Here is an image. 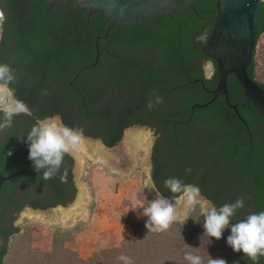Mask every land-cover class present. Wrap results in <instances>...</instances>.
<instances>
[{"label":"trees","instance_id":"obj_1","mask_svg":"<svg viewBox=\"0 0 264 264\" xmlns=\"http://www.w3.org/2000/svg\"><path fill=\"white\" fill-rule=\"evenodd\" d=\"M195 6L201 16L215 13L210 0H199ZM0 10L5 16L0 63H9L16 72L17 80L10 87L31 112L15 116L12 126L0 132L2 173L21 171L4 182L1 190L0 264H6L9 252H18L32 241L31 235L19 233L15 225L19 212L26 207L66 206L76 196L70 154L65 155L57 176L47 181L28 158L29 147L24 142L28 131L37 121L56 116L67 126L82 128L85 136L101 138L108 147L117 145L133 125L150 127L159 134L151 178L163 196L176 199L182 195L172 193L164 183L178 177L198 185L201 196L216 207L242 197L244 206L232 223L264 211V116L243 98L244 90L235 82L228 84V99L240 104L248 125L228 106L225 96L193 108L195 103L209 101L212 95L206 88L217 84L216 63L206 77L203 69L210 58L201 52L213 20L179 9L147 22L113 27L99 40V60L93 66L96 39L108 28L105 12L91 14L74 4L51 8L45 0H0ZM263 33L264 5L257 42ZM257 51L256 46L248 71L264 88V79L257 75ZM196 79L204 80L206 88ZM153 89L163 103L150 109ZM189 168L191 172L186 171ZM62 175L66 180H61ZM195 209L187 223L170 226V236L149 232L145 227L148 218L130 220L125 214L122 222L130 226L132 235L120 245L95 251L86 260L76 255L71 264H122L117 259L121 254L132 257L134 264H188L183 258L188 250L200 254L205 264L209 256L225 259L227 264H264V256L253 262L242 250L236 252L228 245L230 227L219 240L211 237L209 242L204 216L199 207ZM54 238L61 240L54 250L43 249L41 257L32 255L27 264H66L60 253L73 236L57 232Z\"/></svg>","mask_w":264,"mask_h":264},{"label":"rangeland","instance_id":"obj_2","mask_svg":"<svg viewBox=\"0 0 264 264\" xmlns=\"http://www.w3.org/2000/svg\"><path fill=\"white\" fill-rule=\"evenodd\" d=\"M256 46L257 75L264 79V33ZM156 138L151 128L130 127L114 146V149L117 148L114 152L106 150L98 139L90 141L83 135L81 143L70 153L74 158L73 172L77 186L73 202L44 211L26 207L19 212L15 225L20 227L19 233L31 235L32 241L18 252H9L6 264H27L32 255L41 257L43 249H55V243L59 245L61 241L54 238L57 232L73 236L66 240V248L60 253V259L66 260V264H71L76 255L77 259L86 260L95 251L120 245L132 235L130 226L122 222L123 216L127 214L125 219L130 220L147 218L142 215V208L132 210L131 207L141 201L147 206L156 196L157 188L151 178V155ZM119 152L127 154V163L117 164L115 157ZM170 200L176 204V222L187 223L196 207L186 208L182 195ZM186 216L189 217L183 223ZM162 233L170 236V228ZM14 236L11 237L12 244ZM180 247L176 249L183 250ZM28 250L30 254H27Z\"/></svg>","mask_w":264,"mask_h":264},{"label":"clouds","instance_id":"obj_3","mask_svg":"<svg viewBox=\"0 0 264 264\" xmlns=\"http://www.w3.org/2000/svg\"><path fill=\"white\" fill-rule=\"evenodd\" d=\"M4 20V13L0 10V39L3 38ZM16 80L17 74L11 65L0 63V113H2L0 132L12 126L15 116L31 114L28 105L23 100L16 98L14 89L10 87ZM43 94L46 95V91ZM152 97L147 105L150 109L163 103V98L156 93L155 89H153ZM18 138L23 140V136ZM82 139V128L67 126L59 116H56L37 121L28 131L24 142L28 144V158L33 162L34 170L42 173L43 179L47 181L57 176L65 155L70 154ZM186 171L191 172V169H186ZM61 180H66V175H62ZM164 183L172 193L182 194L186 208L199 207L200 215L204 216V235L209 237V242L211 237L219 240L224 230L230 227L231 232L227 237V243L234 251L242 250L253 262H258L259 258L264 256V211L251 213L244 219L232 223L237 210L244 206L242 197H238L232 203L216 207L211 201L201 197L198 185L186 184L178 177H169ZM155 192V198L149 201L147 206L141 201L131 209H143L142 215L148 218L145 227L149 232L167 231L177 221L176 204L157 190ZM188 217L184 218L183 223ZM194 219L199 222V218ZM183 258L188 264H205L204 258L200 254L190 250L184 252ZM117 259L122 264H134L132 257L128 255L121 254ZM207 264H227V261L222 258L213 259L209 256Z\"/></svg>","mask_w":264,"mask_h":264},{"label":"water","instance_id":"obj_4","mask_svg":"<svg viewBox=\"0 0 264 264\" xmlns=\"http://www.w3.org/2000/svg\"><path fill=\"white\" fill-rule=\"evenodd\" d=\"M45 1L50 7L55 8L65 4H74L76 7L87 8L91 14L106 13L108 28L104 36H99L96 39V57L95 62L92 63L93 66L99 60V40L107 37L109 30L113 27L147 22L158 14L169 13L179 9H190L198 17L213 19V28L206 40V44L202 47V53L216 63L217 84L215 88L207 89L204 80L196 79L195 81H200L203 87L212 95V98L205 103H195L193 108L205 107L218 96H225L228 106L235 111L238 118L244 124L248 125L245 117L239 111L240 104L231 103L228 99V84L235 82L243 88V98L251 102L256 110L264 116V88L250 76L248 71L257 44V30L264 0H213L216 4V14L212 16H201L197 12L195 3L198 0ZM209 64L211 65L210 62L205 64L207 75L211 71V66H208ZM89 140L91 141L92 138H89ZM99 141L101 144V140ZM103 146L106 150L112 149L114 152H117V148ZM152 148L154 149V146ZM20 174L21 171L4 175L0 169V196L4 182Z\"/></svg>","mask_w":264,"mask_h":264},{"label":"flooded vegetation","instance_id":"obj_5","mask_svg":"<svg viewBox=\"0 0 264 264\" xmlns=\"http://www.w3.org/2000/svg\"><path fill=\"white\" fill-rule=\"evenodd\" d=\"M199 1V0H198ZM210 1H212V2H214V6H215V13H213V14H211V15H208V16H212V15H215L216 14V4H215V1H213V0H210ZM196 4V3H195ZM52 8V7H51ZM55 8V7H54ZM206 19H211V18H206ZM211 20H213V19H211ZM213 23H214V20H213ZM212 23V24H213ZM212 28H213V25H212ZM212 31V30H211ZM211 33V32H210ZM210 33L208 34V36L210 35ZM204 35H205V33L204 34H202L201 35V37H203L204 38ZM208 36H206V38H205V43H204V45L206 44V40H207V38H208ZM202 38V39H203ZM2 41V39H0V42ZM203 45V46H204ZM202 46V47H203ZM201 52H202V48H201ZM203 54V53H202ZM207 62L209 63H211V73H210V75L213 73V71H214V68H215V62H214V60H212L211 58L209 59V60H207ZM206 62V63H207ZM205 63V64H206ZM204 74H205V76L206 77H209L208 75H207V73H206V67H205V65H204ZM135 126H142V125H133V126H131V127H135ZM142 127H147V126H142ZM130 128V127H129ZM147 128H150V127H147ZM153 130V129H152ZM153 132H154V130H153ZM154 134L157 136V138H156V140H155V143H154V147H155V145H156V142H157V140H158V137H159V134H156L155 132H154ZM85 136V135H84ZM86 137H89V138H92V139H99V140H101V142L103 143V141H102V139L101 138H94V137H91V136H86ZM104 144V143H103ZM105 145V144H104ZM153 152H154V149H153ZM153 152H152V155H153ZM71 155V154H70ZM72 156V155H71ZM73 157V156H72ZM115 161L117 162V164H124V163H127L126 161H127V154L125 155V153L124 152H119V154L115 157ZM74 173V172H73ZM57 206H63V205H57ZM57 206H55V207H57ZM31 208V207H30ZM51 208H54V207H51ZM51 208H47V209H51ZM32 209H34V208H32ZM47 209H44V210H47ZM35 210H41V209H35ZM43 210V211H44Z\"/></svg>","mask_w":264,"mask_h":264},{"label":"crops","instance_id":"obj_6","mask_svg":"<svg viewBox=\"0 0 264 264\" xmlns=\"http://www.w3.org/2000/svg\"><path fill=\"white\" fill-rule=\"evenodd\" d=\"M159 192V191H158ZM160 193V192H159ZM161 194V193H160ZM162 195V194H161ZM100 245H102V244H100Z\"/></svg>","mask_w":264,"mask_h":264}]
</instances>
